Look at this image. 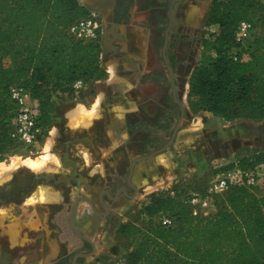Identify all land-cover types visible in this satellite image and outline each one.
Listing matches in <instances>:
<instances>
[{
  "label": "trees",
  "instance_id": "trees-1",
  "mask_svg": "<svg viewBox=\"0 0 264 264\" xmlns=\"http://www.w3.org/2000/svg\"><path fill=\"white\" fill-rule=\"evenodd\" d=\"M88 15L79 0H0V154L15 143L10 138L16 112L9 99L11 86L28 90L45 133L53 124L55 97H75L73 85L79 79L87 85L105 78L100 44L76 42L68 33L71 25ZM209 19L218 27L211 40L214 58L194 73L193 101L226 121L264 120V2L214 0ZM242 21L254 28L245 45L235 42L236 26ZM6 49L12 59L20 58L19 66L5 65ZM244 55L249 60H243ZM237 163L255 169L264 164V152ZM253 189L237 185L215 195L219 205L211 217L193 215L185 203L186 190L153 194L144 224L118 228L117 234L132 242L129 264H264V195ZM163 214L174 219L172 227L161 224Z\"/></svg>",
  "mask_w": 264,
  "mask_h": 264
},
{
  "label": "rangeland",
  "instance_id": "rangeland-1",
  "mask_svg": "<svg viewBox=\"0 0 264 264\" xmlns=\"http://www.w3.org/2000/svg\"><path fill=\"white\" fill-rule=\"evenodd\" d=\"M214 0H190L187 3V12L185 19L187 22V35L196 36L201 35V43L197 49L191 50L190 45L187 44V99L185 107L190 116L186 123V128L180 132L177 142L173 149L168 153L162 154L152 161L150 172L154 175L140 186L138 197L135 201L129 202L119 209L113 208L114 212L110 214L109 218H103L101 227L97 230V236L93 235L92 241L95 249L102 250L103 252L98 255H92L87 258L79 260V264H129V253L131 251L132 242L117 234L118 227L125 223L144 224L147 220L146 205L149 204L153 194L160 192H167L168 190L183 189L188 194L200 193L206 190L205 187L210 180V175L207 172L203 175L201 180V187L194 184L195 179L193 175H200L205 169L210 172L220 170L221 164H235L241 158L250 155L251 150L263 152L264 151V120L262 121H247V120H234L226 121L218 116H213L204 110L196 101H193L190 95V85L194 73L201 65H209L213 62L214 58V45L211 42L214 36L218 34V27L210 22L209 16ZM264 1V0H262ZM146 5L144 0H132L129 5L130 18H134L135 8L142 13V8ZM179 14V13H178ZM177 17V16H176ZM144 20V19H143ZM101 23V18L99 17ZM21 54L16 53L15 55ZM12 53L9 50L3 51L4 63L9 66ZM105 79H109V74H106ZM95 81L87 84L85 91H82L81 100L90 107V103L94 101L99 91H105L107 101L105 102L106 110L109 108V103L116 100V104L121 103L120 96L115 93L122 92L123 88H118V91L111 85L107 86L104 82ZM125 81V80H124ZM126 84V82H124ZM79 97H67L63 99L65 102L77 101ZM79 101V100H78ZM74 107V106H73ZM123 113L125 122L126 111L124 108L118 110ZM114 111H102L99 121L94 126L96 133V140L100 145H107L108 141L105 138L104 124L115 117ZM117 117V115H116ZM121 120V119H120ZM62 141L71 140L72 133L63 134ZM48 130L40 138V141L28 146L19 142L12 143L11 147L5 152L0 154V232L3 234L8 233L13 239L14 236L18 239L24 232V221L20 223L18 220L15 222L16 216L25 211L24 203L33 191L39 189L40 186L51 185L67 194L68 198H74L78 193L81 196L89 195L87 191H71L69 180L63 178L61 171H53L56 163L49 160L47 164L41 169L42 173L32 171L24 163L26 159H35L40 156L46 155L43 152L46 137L49 136ZM77 134V133H76ZM248 135V136H247ZM116 155V154H115ZM51 156L49 155V158ZM96 161H101L98 155H95ZM112 158L106 163L107 174L112 175L116 170V160ZM213 160L214 164L211 165L210 161ZM218 160V161H216ZM59 164V161H56ZM123 165V162H121ZM103 165L101 164L102 170ZM210 165V166H208ZM61 166V162H60ZM16 167V168H15ZM61 169V168H60ZM3 171V172H2ZM5 171V172H4ZM87 172V171H86ZM2 173V175H1ZM10 173V178L3 180L1 176ZM88 174V173H87ZM106 174V175H107ZM97 176V175H96ZM105 176V174H104ZM87 178V176H85ZM93 176H90V178ZM97 178V177H96ZM95 179V178H92ZM211 182V181H210ZM101 181L96 184L99 189L102 187ZM210 184V183H209ZM97 191L92 192V198L95 197ZM186 192V194H187ZM69 194H72L69 196ZM16 205H20L17 208ZM219 203L212 200V206L201 213L206 217L214 216L218 210ZM86 208L87 212L89 207L85 204L82 205ZM191 210L192 207L187 205ZM116 210V211H115ZM87 217V218H86ZM86 219L93 221L94 218L99 216L87 213ZM96 219V220H97ZM85 222V221H83ZM78 221L81 226L84 223ZM27 235L22 243L27 242L28 234L31 231H26ZM31 234V233H30ZM6 236V235H4ZM4 236L0 241H5ZM13 244L15 243L12 240ZM17 242V241H16ZM1 245V243H0Z\"/></svg>",
  "mask_w": 264,
  "mask_h": 264
},
{
  "label": "flooded vegetation",
  "instance_id": "flooded-vegetation-1",
  "mask_svg": "<svg viewBox=\"0 0 264 264\" xmlns=\"http://www.w3.org/2000/svg\"><path fill=\"white\" fill-rule=\"evenodd\" d=\"M189 1L144 0L142 12L147 18L142 24L150 31L152 55L145 72L143 65L136 63L130 74H122L131 85L128 92L135 101V107L125 117L129 137L126 159L123 165L116 161L115 172L105 176L95 197L79 195L78 201L50 206L48 225L51 238L59 244V255H51L54 247L39 238L45 235L43 223L37 232H29L25 243L26 231L19 237L20 243L14 244L8 233L0 232V238L6 235L5 241H0V264H79L95 248L91 234L78 224L79 204L89 207L88 214L109 218L113 208L117 210L137 199L138 187L133 180L137 165L173 149L190 118L185 107L189 88L187 44L193 50L201 43V35H187L185 13ZM128 5L129 0H117L112 17L127 16ZM130 39L137 40L133 36Z\"/></svg>",
  "mask_w": 264,
  "mask_h": 264
},
{
  "label": "crops",
  "instance_id": "crops-1",
  "mask_svg": "<svg viewBox=\"0 0 264 264\" xmlns=\"http://www.w3.org/2000/svg\"><path fill=\"white\" fill-rule=\"evenodd\" d=\"M116 1L117 0H113V8L107 7L106 2H96L95 5L98 7V9H95L89 6L91 4V0H79L80 4L88 10H96L101 18V23L99 22L100 32L102 36L100 45L101 69L104 70L106 74H108L107 67L109 64H112L116 69L117 75L120 77L119 80L105 79L100 82H104L107 86L111 85L117 91L118 88H123L122 92L119 90V93H115L117 94V96H120V94L122 93L120 97L122 102L119 104L113 103L116 102L115 100L109 103V108H107V110L105 107V102L108 98L105 91H102L101 89V91L97 93L96 98L98 95L103 94V99L99 108L97 109V114L99 116H101L102 111L116 112L119 109L122 110L124 108V110L127 112L135 107L134 98L128 92L130 84L126 80L127 78H125V76L122 74H130V72L135 69L136 63H141L143 65V71L145 72L146 69L148 70L150 68L148 60L152 55L150 47V31L147 30L142 24L147 18V14L144 12L141 13L140 11H138V8H135V19L130 18L129 12H127V16L125 17L120 15L117 19H114L111 14L115 8ZM131 2L132 0H129V5L131 4ZM129 5L127 7V10H129L130 8ZM130 36H133L137 40L130 39ZM132 41L134 44H132ZM244 60H249L247 55H244ZM19 61L20 58L13 57L8 67L15 68L19 66ZM124 82H126V84H124ZM67 97V95L61 94L58 97L54 98L55 111L53 114V124L49 129H47L49 132V136L46 137L43 149V152H45L46 155L33 159H38L39 161L41 160L40 162L43 164H41V166L37 170H31H39L40 172L42 171L41 169H43L47 164V162L49 160H52V162L56 163V166L53 167V171L55 172L59 170L63 173V178H67L69 180L71 191H87L89 192V195L86 196L92 197L93 191H100L98 190L99 186L96 185L99 183V180L103 184V180L107 174L105 167L107 161L115 158L114 160L119 161V163L121 164V162L125 161L126 159L125 153L127 150V142L129 141L128 132L126 129V120H124L125 122H122V120L118 119L115 114V117L112 120L107 121L104 124V128L106 130L105 138L107 139L108 143L107 145H100L96 140L97 136L94 131V126L100 118H93V120L91 121V127H86L84 124L80 125L79 127H73L69 123V121L66 120L65 113L74 108L73 106L75 105H72V102L63 101V99ZM80 98L81 96H79L74 104L77 105L84 103ZM96 98L94 99V101L96 100ZM93 102H91L90 104L92 105ZM69 115L70 117L75 116L76 112H71L69 113ZM87 123L89 122L86 121L85 124ZM62 129L64 130V135L65 133H72L71 135L74 138L71 140L62 141ZM251 151L252 152L250 154L258 152L253 149ZM131 153V155L134 156L133 151ZM49 155L51 156L50 158ZM95 155H98L101 161H96ZM154 160L156 159L141 162L137 165L133 180L138 187V190L146 180L154 175L153 172H150V170L152 169L151 163ZM56 161H59V164ZM101 164H105L103 165L104 169L102 170L103 175H101ZM210 164L213 165L214 161L211 160ZM221 167L222 168L220 170H216L213 173L208 171V169H205L202 173H200V175H193V178L195 179L194 184L198 187H201V180L203 178V175L209 172L208 174L211 177L209 182L206 183L207 185L205 186L207 187L206 189H208V187L210 186L209 183H211L217 177L223 175L224 172L228 170H225V168L228 167V164H221ZM94 168L96 169L95 174L90 175V172ZM85 176H87V178ZM90 176L93 177L90 178ZM252 192L259 196L264 195V170L262 169L260 170V180L258 186L253 189ZM70 195L72 194H69V196ZM78 198H80L78 193L74 198H68L67 194H65L63 190L61 191L54 186H40L39 189H36L28 197H26V201L23 205L25 211L16 216L17 218H15V222L17 220L20 223L24 221V231H31L32 233L37 232L41 228L40 226L44 223L45 235H40L39 238H45L46 242L54 247L51 255L57 256L59 255L60 247L58 242L54 241L51 238V230L48 225V219L51 214L50 206H61L67 204L68 202L78 201ZM82 205H85V203L79 204L76 213L77 220L81 221V223L84 221L87 215V210ZM16 206L17 208L21 207L20 205ZM96 219L97 218H94L93 221H90L89 219L83 222L84 224L81 228L84 231L89 232L92 238L93 235L97 236V230L101 225L100 220H103V218H101L100 216L97 220ZM12 240H14L15 243L16 241H19L20 243V238L17 239L16 236H14ZM102 252V250L99 252V250L94 248V251L89 256L98 255Z\"/></svg>",
  "mask_w": 264,
  "mask_h": 264
},
{
  "label": "built area",
  "instance_id": "built-area-1",
  "mask_svg": "<svg viewBox=\"0 0 264 264\" xmlns=\"http://www.w3.org/2000/svg\"><path fill=\"white\" fill-rule=\"evenodd\" d=\"M99 17L100 15L96 10H89L87 17L79 19L70 26L69 35L76 42L101 45ZM253 30V25L250 22H240L236 26L235 42L245 45L251 39ZM231 57L234 61L238 60L235 52H233ZM78 81L80 82L79 84H77ZM86 87L87 85L83 80H77L73 85L75 96L79 97ZM9 99L16 107L15 115L11 119L10 138L14 142L28 146L39 142L44 134L43 129L39 126L41 114L28 90L21 85H13L9 89ZM261 169L264 170V164L257 166L255 169H243L236 162L233 169L214 179L204 193L186 194L184 196L185 203L192 207L193 215L203 213L212 206V200L215 195L226 192L230 187L239 185L249 189L256 188L260 180ZM160 221L167 228L174 225V219L168 214H163Z\"/></svg>",
  "mask_w": 264,
  "mask_h": 264
},
{
  "label": "clouds",
  "instance_id": "clouds-1",
  "mask_svg": "<svg viewBox=\"0 0 264 264\" xmlns=\"http://www.w3.org/2000/svg\"><path fill=\"white\" fill-rule=\"evenodd\" d=\"M107 73L109 74V79H116L119 80L120 77L117 75L116 69L113 67L112 64H109L107 67ZM80 82L78 81L77 84ZM131 88V85H129V89ZM103 99V94H100L97 96L96 100L93 102V104L89 107L83 104H77L74 106V108L70 109L68 112L65 113L66 120L69 121V123L73 127H79L80 125L84 124L86 127H91V121L93 118L99 119L100 116L97 114V109L99 108L101 101ZM71 112H76L75 116L69 115ZM116 115L118 119L123 120L124 115L120 111H116ZM89 122L85 124V122ZM96 172V169H92L90 172V175H94ZM101 175H103V171L101 169Z\"/></svg>",
  "mask_w": 264,
  "mask_h": 264
},
{
  "label": "bare ground",
  "instance_id": "bare-ground-1",
  "mask_svg": "<svg viewBox=\"0 0 264 264\" xmlns=\"http://www.w3.org/2000/svg\"><path fill=\"white\" fill-rule=\"evenodd\" d=\"M41 161V160H40ZM38 159L37 160H31V159H26L25 161H24V163L28 166V168H30V169H33V170H37L40 166H41V164H43V163H41ZM43 167V166H42ZM41 167V168H42ZM16 168V167H15ZM3 172V171H2ZM5 172V171H4ZM1 175H2V173H1ZM2 177V179L3 180H5V179H8V178H10V173H8V174H4L3 173V176H1Z\"/></svg>",
  "mask_w": 264,
  "mask_h": 264
},
{
  "label": "water",
  "instance_id": "water-1",
  "mask_svg": "<svg viewBox=\"0 0 264 264\" xmlns=\"http://www.w3.org/2000/svg\"><path fill=\"white\" fill-rule=\"evenodd\" d=\"M106 2L107 3V7L109 8H113L114 7V2L113 0H91V4L89 6H91L92 8L98 9V7L95 5L96 2Z\"/></svg>",
  "mask_w": 264,
  "mask_h": 264
}]
</instances>
